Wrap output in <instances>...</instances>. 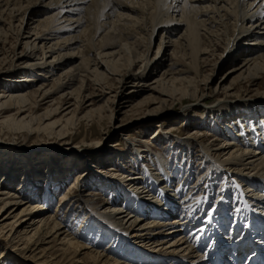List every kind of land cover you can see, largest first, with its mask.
I'll use <instances>...</instances> for the list:
<instances>
[{"label":"bare ground","instance_id":"obj_1","mask_svg":"<svg viewBox=\"0 0 264 264\" xmlns=\"http://www.w3.org/2000/svg\"><path fill=\"white\" fill-rule=\"evenodd\" d=\"M4 16L8 17V22ZM32 16L36 19H31ZM114 16L117 21L124 17L123 25L114 24L117 22L112 18ZM15 18L20 24L17 29L12 25ZM31 20L35 24L32 29L27 23ZM5 25L8 26L5 31L14 35L15 45L24 44L22 51H13L10 75L22 73L28 76L17 79L21 85L11 87L6 93L0 92V127L28 131L29 136L31 133L52 136L58 141L68 139L65 136L74 126L79 110L93 105V96L84 97L82 92L84 88L86 90L90 76L97 79L117 76L122 86L129 80L140 82L158 69L162 58L160 52L172 47L175 57L172 68L154 79L151 85L155 86L150 89L159 97H170L169 92L178 90L174 88L175 84L181 87L183 83H192L190 79L178 77L197 68L200 59L196 55L207 54L204 48H198V41L206 40L209 48H213L221 41L220 36L225 38L227 57L233 54L236 60L228 75L238 73L235 79L243 80V77L254 76L256 70L255 74L250 71L264 64V0H0V30ZM25 27L29 33L25 32ZM136 27L139 32H133ZM180 28L182 31L170 39ZM141 34L146 36V39L140 38L145 43V58L150 52L152 38L160 34L155 57L144 59L142 70L137 73L131 71L133 60L125 69L116 66L120 53L128 56L137 53L136 42L125 41L135 35V40H139L137 37ZM71 47L72 52L63 53ZM185 51L191 57L188 63L185 62ZM92 54L95 56L91 59ZM177 66L181 68L176 69ZM166 84L170 86L169 91ZM134 87L144 86L134 84ZM56 95L59 97L53 99ZM203 98L201 96L194 104L183 108L182 114L191 110H202L204 114L225 112V118L242 107L245 109L243 116L240 114L235 126L243 123V117L257 116L258 109L264 108V99L238 105L224 100L225 103L218 101L208 106ZM146 104H156V98L152 96ZM43 106L42 115H25L24 109L39 111ZM86 116L92 117V114ZM158 132L154 131L155 134ZM263 132L264 125L252 126L250 131L242 130L241 138L232 132V136L227 134L230 140L224 139L221 146L213 142L208 144L207 138L203 137L198 152L204 163H209L210 171H206L205 177L198 176L195 184L190 186L181 181L174 186L160 157H157L160 172L151 174L143 164L147 179L138 173L129 175L127 181L132 187L125 194L127 203L113 205L115 202L101 199L98 212L92 218L95 222H90L87 228L81 225L76 232L66 226L71 208L79 203L84 214L93 202L92 194L85 195L86 198L79 195L75 202L72 195L69 197L75 185L80 184L79 176L71 181L67 194L59 198L56 208L49 211L51 192L48 187L44 188L43 196L37 197L41 203H34L28 194L6 188L11 179L8 172H3L0 182V261L18 251L7 245L10 240L12 244L16 240L13 245L22 246L21 253H15L18 259L27 263L34 257L37 261L34 264H214V261L260 264V253H264ZM249 134L255 135L257 147L247 140ZM195 142L193 137H188L181 144L189 146ZM138 151L140 159L146 157L143 152L140 154L142 150ZM218 154H223L225 159ZM110 171L114 169L110 168ZM212 172L230 182L222 191L223 196L218 197L215 206L209 209L213 194L204 185ZM106 179L111 181L103 184L108 188L121 183L111 176ZM233 187L237 203L230 195ZM67 206L68 211H65ZM131 206L132 211L129 210ZM81 211L75 213L71 219L73 223ZM94 230H99L96 240L92 237ZM123 239L125 244L120 248ZM107 241L109 244L105 248L97 247Z\"/></svg>","mask_w":264,"mask_h":264},{"label":"rangeland","instance_id":"obj_2","mask_svg":"<svg viewBox=\"0 0 264 264\" xmlns=\"http://www.w3.org/2000/svg\"><path fill=\"white\" fill-rule=\"evenodd\" d=\"M32 17L31 19H36L34 16ZM112 18L114 21L118 19L115 16ZM4 19L6 22L9 21L7 16H4ZM17 19L15 18L12 22V25L15 26L14 29H17L20 25ZM124 22L125 18L123 17L119 18V21L114 22V24L118 25L120 23V25H123ZM27 23H29L31 29L35 26L32 20ZM7 28L8 26L5 25L0 30V92L3 90L2 92L5 93L10 91L11 87L21 85L20 82H17V79L28 76L22 73L10 75L14 64L13 51H22L24 44L17 47L12 32L5 31ZM139 31L136 27L133 32ZM181 31L182 28L171 35L170 39H174ZM25 32L29 33L28 30L26 31V27ZM135 37L136 35L125 42L135 41L138 47L137 53L128 56L122 52L119 54L120 56L118 55L119 59L116 61V66L122 69L128 66L129 61H135L131 67L132 73L142 70L145 63L144 59L155 57L160 34L152 38L150 52L146 58V52L143 48L145 43L141 41L142 38L146 39V36L141 34L140 37H137L139 40H135ZM218 38L221 40L217 41L219 46L215 45L213 48H209L210 44L206 40L198 41L200 43L198 48H201L200 50L204 48L203 51L206 50L207 54L196 55L200 59L197 68L195 67L197 70L192 68L191 73L178 77H183L186 81L192 80V83H183L181 87L175 84L174 88H178V90L169 92L168 96L170 97H159L150 89L155 86L151 85L154 79L158 78L169 67L172 68L175 62V57L172 56V47H168L164 53L160 52L162 58L158 69L153 71L154 73L152 72L146 79L140 80V82L129 80L122 86L119 83L120 78L118 79L117 76L107 75V79H97L90 76L89 81L85 84L86 90L84 88L82 92L84 97L93 96L91 98V100H94L93 105L87 108L84 107L83 111L79 110L75 116L77 118L74 119L73 128L70 127L69 133L65 136L68 138L65 141H58L52 136L36 133H31V136H29L28 131L6 130L0 127V182L3 180L1 179L3 172H8L11 184L4 182L3 184L8 186L6 188L10 190L12 188L18 189L17 192L22 193V195L28 194L30 198H33L34 203H41L37 197L43 196L44 188L48 187L51 192V197L49 196L51 199L49 211H51L56 208L59 200L67 194L69 184L79 176L78 181L80 184L75 185L69 197L71 198L72 195V201L75 202L79 195L86 198L85 195L92 194L93 202L89 204L88 210L83 211L84 214L79 203L73 205L69 219L66 222V226L71 227L72 232H76L81 225L87 228L90 222H95V220L92 221V218L98 212L97 206L102 202L101 199L115 202L113 205H125L127 203L126 191L132 187L127 181L129 175L138 173L146 180L147 175L144 172L143 164L146 165L147 171L149 170L151 174L162 171L161 168H158L159 160L157 157L162 158L164 161V171H168L174 186L179 181H181V184L187 183L186 185L189 186L195 184L197 177H205L204 174L209 170V163H204L205 160L198 152L203 137L207 138L208 144L213 142L214 145L221 146L224 139L230 140L229 136H232V132L237 133L241 138L243 137L240 136L242 130L247 129V131H250L252 126L261 127L264 125V108L262 107L258 109L257 116L251 114V117H241L243 123H240V125L238 123L235 126L238 117L243 116L245 109H242V107L237 113L229 114L225 118H223L225 112H209L205 115L202 110H191L186 112V115L182 114L183 108L194 104L201 96L205 97L203 99L208 106L218 101H223L222 103L228 101L230 104L238 105L264 99V64L256 67L260 70L255 68L250 71L251 74L256 73L254 76H245L246 78L243 77V80L235 79L238 73L228 75V71L233 68L232 65L235 64L236 60H234L233 54L227 57L225 38L221 36ZM23 43H25L24 40ZM67 52H72V47L63 53ZM184 53L187 54L188 51ZM55 55L57 54H52V56ZM94 56L95 54H92L90 58L92 59ZM185 57L187 59L185 62L188 63L191 57L188 54ZM180 68V66L176 67V69ZM97 71L101 72V70ZM39 75H42V73ZM253 77H257V79L253 80ZM39 80L42 79L39 78ZM134 84L143 85L144 87H134ZM165 88H168L169 91V84H166ZM152 96L156 98V104H146ZM58 97L59 95H56L53 99ZM69 102L72 103V101ZM87 103L85 104L87 105ZM43 108L45 106L39 111L31 109L30 112L26 108L24 109L25 115H42ZM87 113L92 114V117H87ZM154 114L156 117H154ZM157 124L160 127H155ZM155 130H159V132L155 134ZM188 137H193L196 142L189 146L182 145L181 142ZM260 139L262 140V138ZM214 140H217V142L214 143ZM247 140L254 146L258 145V140L254 134H249ZM138 150H142L140 154L143 152L147 158L144 156L143 159H140ZM218 155L222 160L225 159L223 154ZM110 168L114 171H110ZM212 173V176L204 185L208 186L213 194L209 209L215 206L218 197L223 196L222 191L230 182V180H225L223 176H219L218 173ZM110 176L121 183L114 184L109 188L103 186V184H106L105 182H111L106 179H110ZM234 187L231 188L230 195L237 203L238 200L235 199L237 193L234 192ZM94 194L95 197H93ZM66 208L65 211H68L69 206ZM133 209V206L129 208L130 211ZM80 211L82 214L80 213V217L73 223L71 219L76 212ZM170 218L172 219L174 216ZM89 229L92 230L93 228L90 227ZM94 231L92 237L96 240L99 230ZM4 232H7V230ZM108 241L97 247L100 249L105 248L109 244ZM14 242L16 240L13 241V244ZM13 244L10 240L7 245L10 246V249L18 251L10 253L5 261H0V264H16L19 261L21 262L19 264H34L37 262L34 257H31L27 263L21 261L22 259L19 260L20 258L18 259L15 253H21L19 249L22 246L16 247ZM123 244H125L124 239L120 241V248ZM120 248L119 250H121ZM146 248L148 249V247Z\"/></svg>","mask_w":264,"mask_h":264}]
</instances>
